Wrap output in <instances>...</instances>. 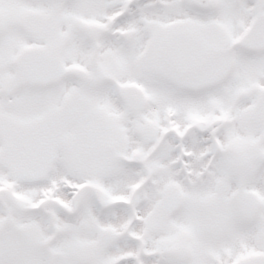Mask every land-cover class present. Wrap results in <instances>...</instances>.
Instances as JSON below:
<instances>
[{"label": "snow or ice", "instance_id": "obj_1", "mask_svg": "<svg viewBox=\"0 0 264 264\" xmlns=\"http://www.w3.org/2000/svg\"><path fill=\"white\" fill-rule=\"evenodd\" d=\"M0 264H264V0H0Z\"/></svg>", "mask_w": 264, "mask_h": 264}]
</instances>
